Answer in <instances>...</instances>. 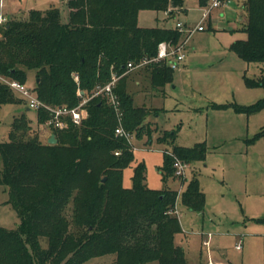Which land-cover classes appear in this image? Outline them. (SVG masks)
I'll return each instance as SVG.
<instances>
[{
  "label": "trees",
  "instance_id": "16d2710c",
  "mask_svg": "<svg viewBox=\"0 0 264 264\" xmlns=\"http://www.w3.org/2000/svg\"><path fill=\"white\" fill-rule=\"evenodd\" d=\"M197 1L201 8L210 2ZM66 2L68 20L51 7L31 11L23 20L8 19L0 27V73L27 84L28 73L34 72V91L46 104L74 108L99 85L125 73L129 63L156 57L160 43L182 42L178 28H143L138 16L152 10L168 13L171 19L186 0ZM240 26L247 37L234 42L232 50L247 63H264V0L243 1ZM146 68L152 70L155 86L173 80V70L165 63ZM127 77L115 88L119 111L104 95L92 98L81 125L51 129L56 145L40 139L25 115L14 117L10 140L0 141V186L9 189L7 203L15 208L20 224L14 229L0 227V264H84L106 255H116L114 264H188L184 248L176 244V236L183 232L176 215L179 191L150 189L141 163L135 167L132 187L123 186L124 170L135 157L133 146L118 137L116 129L122 125L138 139L150 135L144 124L150 112L135 105ZM247 82L264 86L263 80ZM12 94L0 82V108L17 102ZM229 107L253 114L264 108V100L218 108ZM38 119L47 129L49 114L40 111ZM259 138L264 139V128L255 137ZM206 150L203 144L174 147L161 168L164 181L177 179L174 157L191 164L204 160ZM181 197L184 207L203 210L205 195L197 177L186 183Z\"/></svg>",
  "mask_w": 264,
  "mask_h": 264
},
{
  "label": "rangeland",
  "instance_id": "374dc122",
  "mask_svg": "<svg viewBox=\"0 0 264 264\" xmlns=\"http://www.w3.org/2000/svg\"><path fill=\"white\" fill-rule=\"evenodd\" d=\"M243 1L225 0L202 23L207 8H201L197 0H186L187 11L177 12L171 19L165 12L152 10L138 16L143 28L176 27L178 22L185 25L186 68L174 71L171 83L163 87L153 84L150 68L128 75L127 90L135 105L150 112L144 123L150 135L134 139L135 161L124 170L123 186L132 187L135 167L141 163L150 189L179 191L176 215L183 232L176 236V244L184 248L188 264H264V139H255L264 128V108L253 114L238 113L233 107L218 108L251 106L264 100V86L251 87L247 82L264 81V63H247L232 50L234 42L247 37L240 26ZM51 7L60 9L68 20L66 0H0V13L18 20L28 18L31 11ZM199 25L203 29L189 35ZM34 84V72H29L27 85ZM17 98L21 96L15 92L17 102L0 108V141L10 140L14 117L25 115L40 139L48 142L52 131L41 128L38 112L28 111ZM198 144L206 147V158L188 163L184 182L170 178L166 183L161 170L166 154L177 146ZM193 177L205 195L201 211L182 203L181 193ZM8 200L9 189L0 186V227L14 229L20 220ZM115 259L116 255H106L84 264H114Z\"/></svg>",
  "mask_w": 264,
  "mask_h": 264
},
{
  "label": "built area",
  "instance_id": "2783aa9c",
  "mask_svg": "<svg viewBox=\"0 0 264 264\" xmlns=\"http://www.w3.org/2000/svg\"><path fill=\"white\" fill-rule=\"evenodd\" d=\"M225 0H210L207 10L205 11L201 23L210 15L211 11L215 8H220L224 4ZM226 4V3H225ZM8 22V18L3 16L0 13V26L6 24ZM176 28L181 32H184L185 25L182 22H178L176 24ZM202 25H199L192 29L189 32V35L195 30H202ZM188 35V38H189ZM185 42H180L178 45H172L167 42H162L158 46V53L156 57L152 59H143L138 64L129 63L127 70L121 76L114 75L112 80L101 86L99 85L96 89V92L89 98H85L78 106L74 108H69L67 106H52L46 104L42 100H40L37 94L34 91L33 87H29L27 84L21 83L17 80L11 79L7 76H4L0 73V82L7 85L11 90L18 93L21 98L25 101L27 107L30 110H34L36 112L44 111L49 114V119L46 122L45 126L47 129H58L64 130L69 127L70 124L79 126L82 122L87 118L88 111L86 108L87 103L94 97L98 95H104L109 103L115 108L116 111H119V100L118 96L115 93V88L118 81L126 75H129L131 72L142 69L152 63H165L170 69L173 71L179 70L182 68V65L186 61L185 54ZM74 79L79 81L78 75H75ZM84 92H80L82 95ZM116 135L118 137H124L127 141L133 146V141L135 137L130 133L126 132L122 125H120L116 129ZM135 149V147H134ZM119 153H117L118 155ZM171 155V154H170ZM174 168H175V176L179 180L183 182L186 180V171L189 164L182 162L181 160L174 157ZM238 249L241 247L238 246ZM211 264V263H210Z\"/></svg>",
  "mask_w": 264,
  "mask_h": 264
},
{
  "label": "crops",
  "instance_id": "0c3cea01",
  "mask_svg": "<svg viewBox=\"0 0 264 264\" xmlns=\"http://www.w3.org/2000/svg\"><path fill=\"white\" fill-rule=\"evenodd\" d=\"M228 1H229V2H231V0H228ZM229 2H228V3H229ZM226 4H227V3H226ZM185 10H186L185 8H183V9H181V10H176V13H177V12H180V11H182V12H183V11H185ZM186 11H187V10H186ZM165 14H167V15H168V13H165ZM2 15H3V16H5L4 14H2ZM5 17H7L8 19H11V18H9V16H8V15H7V16H5ZM182 67H183V68H186V61H185V63L182 65ZM144 68H146V67H144ZM142 69H143V68H142ZM173 73H174V71H173ZM51 135H52V133H50V135H49V136L51 137ZM204 243H206V241H205ZM209 264H210V263H209ZM211 264H214V263H211Z\"/></svg>",
  "mask_w": 264,
  "mask_h": 264
},
{
  "label": "water",
  "instance_id": "95a60500",
  "mask_svg": "<svg viewBox=\"0 0 264 264\" xmlns=\"http://www.w3.org/2000/svg\"><path fill=\"white\" fill-rule=\"evenodd\" d=\"M84 93H82V95H83ZM30 109L28 108V111H29ZM48 144H50V145H56L57 144V139H56V136H55V134H52L51 135V137H50V139L48 140ZM105 181V180H104Z\"/></svg>",
  "mask_w": 264,
  "mask_h": 264
}]
</instances>
